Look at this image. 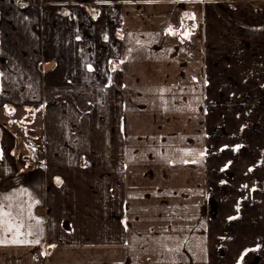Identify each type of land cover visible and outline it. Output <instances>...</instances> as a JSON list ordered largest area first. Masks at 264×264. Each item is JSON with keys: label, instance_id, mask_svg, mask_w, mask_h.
Here are the masks:
<instances>
[{"label": "crops", "instance_id": "1", "mask_svg": "<svg viewBox=\"0 0 264 264\" xmlns=\"http://www.w3.org/2000/svg\"><path fill=\"white\" fill-rule=\"evenodd\" d=\"M223 1L0 0V264H264V0Z\"/></svg>", "mask_w": 264, "mask_h": 264}, {"label": "rangeland", "instance_id": "2", "mask_svg": "<svg viewBox=\"0 0 264 264\" xmlns=\"http://www.w3.org/2000/svg\"><path fill=\"white\" fill-rule=\"evenodd\" d=\"M248 3L254 10H260V4L259 2H257L256 0H243V3ZM211 4L218 7L219 9L223 10V11H226V12H230L232 10H234V6L233 4H231L230 1H223V0H211ZM242 4V3H240ZM188 26V30L190 29L189 28V24H187ZM257 99H253L252 102L254 104H256V101ZM264 107V104L262 105ZM23 126L26 127V129H29L28 130V133L31 132V133H37V131L35 130V123H32V122H24L23 123ZM38 139H40V136L38 138H33V139H26V143L24 142H21L20 144V149H22V151H24L22 154L20 155H25L27 157H29L30 161H34L36 160V155H35V144L38 142ZM249 147H245L244 148V152L245 153H248ZM223 153H225L223 151ZM245 205H246V202H244ZM213 217V216H212ZM216 218H219L218 216Z\"/></svg>", "mask_w": 264, "mask_h": 264}, {"label": "water", "instance_id": "3", "mask_svg": "<svg viewBox=\"0 0 264 264\" xmlns=\"http://www.w3.org/2000/svg\"><path fill=\"white\" fill-rule=\"evenodd\" d=\"M30 137H32V136H36V133H33V134H28ZM28 161H29V157H27V156H25V155H20V157H19V164L20 165H23V166H26L27 165V163H28ZM28 169H33L34 168V165H30V166H28L27 167Z\"/></svg>", "mask_w": 264, "mask_h": 264}, {"label": "built area", "instance_id": "4", "mask_svg": "<svg viewBox=\"0 0 264 264\" xmlns=\"http://www.w3.org/2000/svg\"><path fill=\"white\" fill-rule=\"evenodd\" d=\"M40 154V150L37 148L36 150H35V155H39Z\"/></svg>", "mask_w": 264, "mask_h": 264}, {"label": "flooded vegetation", "instance_id": "5", "mask_svg": "<svg viewBox=\"0 0 264 264\" xmlns=\"http://www.w3.org/2000/svg\"><path fill=\"white\" fill-rule=\"evenodd\" d=\"M257 101V100H256ZM255 103V102H254ZM256 104H258V102H256ZM31 132H29L28 134H30ZM31 134H33V133H31ZM27 166V165H26Z\"/></svg>", "mask_w": 264, "mask_h": 264}, {"label": "snow or ice", "instance_id": "6", "mask_svg": "<svg viewBox=\"0 0 264 264\" xmlns=\"http://www.w3.org/2000/svg\"><path fill=\"white\" fill-rule=\"evenodd\" d=\"M5 215H8L7 213H5ZM15 242V241H14Z\"/></svg>", "mask_w": 264, "mask_h": 264}]
</instances>
